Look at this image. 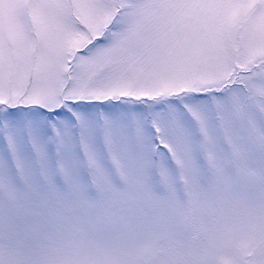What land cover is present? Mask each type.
Here are the masks:
<instances>
[{
  "label": "snow or ice",
  "instance_id": "1",
  "mask_svg": "<svg viewBox=\"0 0 264 264\" xmlns=\"http://www.w3.org/2000/svg\"><path fill=\"white\" fill-rule=\"evenodd\" d=\"M0 264H264V0H0Z\"/></svg>",
  "mask_w": 264,
  "mask_h": 264
}]
</instances>
